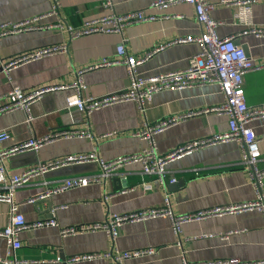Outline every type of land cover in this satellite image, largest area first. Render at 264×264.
Segmentation results:
<instances>
[{
	"label": "crops",
	"instance_id": "obj_1",
	"mask_svg": "<svg viewBox=\"0 0 264 264\" xmlns=\"http://www.w3.org/2000/svg\"><path fill=\"white\" fill-rule=\"evenodd\" d=\"M161 0H116L115 12L126 14L145 10L158 18L127 26L122 33H90L72 37L69 26L77 28L85 21L107 12L103 0H60L53 11V0H0V24L29 20L43 28L11 33L0 37V63L52 44H65L64 52L12 66L0 71V96L12 85L29 92L40 87L70 83L76 71L101 59L117 56L116 47L124 44L129 53L153 51L138 69L145 77L177 71L187 67L189 58L199 53L200 44L184 41L201 35L194 5L173 2L161 8L151 7ZM211 3L210 16L219 24L221 37H233L256 63H264V37L245 33L249 25L236 17L240 5L225 0ZM250 20L264 23V0L249 4ZM61 23V27L44 28ZM85 96H102L126 89L129 78L124 65L113 64L84 73ZM247 104L256 108L264 103V66L244 75ZM71 90L57 89L43 93L30 106L0 113V129L8 130L9 139L0 149L11 148L30 138L41 137L63 128H83L89 138H59L44 143L37 150L16 152L5 160L11 173L62 156L96 151L105 161L134 155L155 143L157 152L166 154L189 141L222 134L228 130V116L211 110L223 102L216 85H197L185 89L155 92L142 111L136 101L107 105L90 114L66 108ZM185 113L190 116L168 124L152 139L134 135L145 123H155ZM31 117L32 120L28 121ZM261 138L260 166L264 167V117L250 121ZM241 144L235 140L218 141L173 159L167 165L171 175L181 181L166 187L154 185L145 191L140 183L147 180L140 163L127 164L116 173L84 187L68 189L40 198L48 188L76 175H99L95 162L68 164L38 175L14 191V202L28 223L54 218L56 224L27 227L20 233L22 246L15 251L21 264H183L214 259L235 258L240 261L264 260V214L257 210L229 211L182 224L176 233L169 217L124 221L113 239L104 230L85 231L63 236L64 227L101 223L113 215H125L145 208L160 207L165 199L176 215H193L206 209L230 207L253 201L256 191L250 175L241 163ZM117 176L126 187L115 191ZM264 191V185H263ZM30 199H36L29 202ZM9 204L0 202V229L7 223ZM146 247L150 255L115 261L106 253L117 254ZM101 254L92 259L71 261L84 254ZM8 246L0 237V257ZM64 259V260H63ZM2 264V263H0Z\"/></svg>",
	"mask_w": 264,
	"mask_h": 264
},
{
	"label": "built area",
	"instance_id": "obj_2",
	"mask_svg": "<svg viewBox=\"0 0 264 264\" xmlns=\"http://www.w3.org/2000/svg\"><path fill=\"white\" fill-rule=\"evenodd\" d=\"M53 11H55L60 0H53ZM116 0H103V6L107 12L97 18L85 21L77 28L69 26V32L72 37H77L90 33H122L124 29L132 24L150 21L158 18L155 15L147 13L145 10L129 12L126 14H118L115 12ZM187 2L194 5L196 19L202 25L203 31L201 35L196 37H188L184 41H196L201 48L199 53L189 58L187 67L155 76L145 77L139 72V65L147 60L153 51H147L141 55L129 53L124 44L116 47L117 56L111 59H101L86 67L76 71L75 79L70 83L51 85L40 87L32 91H25L18 85H12L8 91L0 96V113L22 109L26 112L30 111L31 104L40 98V96L49 91L57 89L71 90L72 92L66 98V108H76L87 114L94 110H98L113 103L133 100L136 101L142 111L145 105L150 101L155 92L166 89H185L191 86L216 85L223 94V102L211 110L228 116V130L222 134L213 135L211 137L197 139L186 142L174 148L166 154L157 152L155 143L151 140L149 146L142 151L125 157H120L113 161L103 160L96 151L89 153H78L62 156L60 158L40 161L37 164L24 169L19 173H11L5 160L16 152H24L28 150H37L44 143L59 138H89L92 132L83 128H63L51 131L41 137H33L27 141L11 148L0 149V202L9 204V215L7 223L0 229V237L5 240L8 246V254L1 258L2 264H21L26 261H20L15 255V251L22 246L20 233L27 227H40L45 225H54V218L40 220L28 223L23 213L19 211L18 204L14 202V191L24 185L29 184L33 178L38 175L47 173L58 167L68 164L91 163L95 162L100 168L99 175H76L65 178L63 181L48 188V190L40 195V198L46 195L64 192L68 189L87 186L101 180L106 179L116 173L121 167L127 164L140 163L142 165V174L148 177L143 180L140 185L143 190L149 191L154 185L166 187L167 183H175L177 178L169 173L167 165L170 161L182 155L191 153L193 150L224 140H235L241 144L242 158L241 163L248 172L253 182L256 198L253 201L244 202L230 207L206 209L203 212L193 215H176L166 198L160 207H151L131 212L125 215H113L101 223L81 225L76 227H64L60 230L63 236L82 233L85 231L104 230L111 238H115L118 234V227L124 221L139 220L154 217H169L172 227L179 234L182 224L191 219H200L212 215H220L229 211H247L257 210L264 214V167L260 166L261 152L259 138L250 121L256 117H264V103L256 108H250L246 101L245 90L243 86L244 75L252 70L264 66V63H256L252 59L244 47L237 43L233 37H221L216 32L219 22L213 19L210 14L211 3L207 0H161L152 3L151 7L161 8L173 2ZM255 0H225V2H234L240 5L236 14L238 20L249 25L245 33H252L258 37H264V23L257 24L250 20L249 4ZM61 23L45 26L44 28L61 27ZM43 28L42 26L31 25V21L7 22L0 24V37L11 33H19L31 29ZM67 50L65 44H52L45 47L35 49L23 53L7 63H0V69L8 71L12 66L38 59L47 55H52ZM122 64L125 66L129 83L126 89L107 93L102 96H85L84 90L86 83L84 73L87 70L95 69L105 65ZM192 113H185L177 117H168L155 123H145V125L134 132V135L147 137L152 136L164 126L176 123ZM32 120L31 117L28 121ZM8 130L0 129V142L9 139ZM36 199H30L33 202ZM154 252V248L146 247L132 251H124L117 254L106 253L104 256L112 257L115 261L122 262L124 259L150 255ZM101 254H84L73 257L71 261L92 259ZM183 264H264V260L240 261L235 258L214 259L203 262H190L186 259Z\"/></svg>",
	"mask_w": 264,
	"mask_h": 264
},
{
	"label": "water",
	"instance_id": "obj_3",
	"mask_svg": "<svg viewBox=\"0 0 264 264\" xmlns=\"http://www.w3.org/2000/svg\"><path fill=\"white\" fill-rule=\"evenodd\" d=\"M1 68L2 67L0 66V69ZM111 179H112L113 182H119V184L115 186V191H120V190L124 189L127 186L126 185V181L124 180V181L121 182L120 178L117 177V176H113ZM180 183H181V181L175 182V185H179Z\"/></svg>",
	"mask_w": 264,
	"mask_h": 264
}]
</instances>
